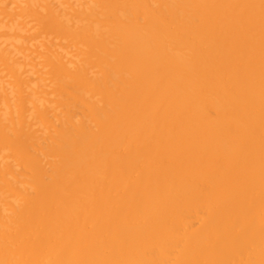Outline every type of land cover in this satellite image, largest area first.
<instances>
[{"label":"bare ground","instance_id":"bare-ground-1","mask_svg":"<svg viewBox=\"0 0 264 264\" xmlns=\"http://www.w3.org/2000/svg\"><path fill=\"white\" fill-rule=\"evenodd\" d=\"M0 264H264V0H0Z\"/></svg>","mask_w":264,"mask_h":264}]
</instances>
